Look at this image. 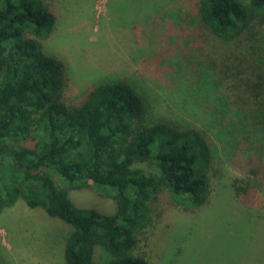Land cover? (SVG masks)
Wrapping results in <instances>:
<instances>
[{
    "label": "trees",
    "instance_id": "1",
    "mask_svg": "<svg viewBox=\"0 0 264 264\" xmlns=\"http://www.w3.org/2000/svg\"><path fill=\"white\" fill-rule=\"evenodd\" d=\"M159 1L144 0L128 21L139 64L198 125L155 118L150 89L128 76L104 77L67 104L63 63L39 43L55 29L53 1L0 0V213L23 202L62 222L31 240L50 264H148L137 249L157 200L207 206L213 160L246 158L233 195L264 196V0H193L169 11ZM87 190L112 209L73 198Z\"/></svg>",
    "mask_w": 264,
    "mask_h": 264
},
{
    "label": "rangeland",
    "instance_id": "2",
    "mask_svg": "<svg viewBox=\"0 0 264 264\" xmlns=\"http://www.w3.org/2000/svg\"><path fill=\"white\" fill-rule=\"evenodd\" d=\"M52 1L57 23L51 36L39 43L43 52L63 63L62 93L67 104L78 102L91 84L104 77L128 76L150 89L155 118L198 125L164 97L163 84L161 88L150 86L148 77L153 72L139 64L138 39L128 28V21L133 12H142L144 0H135L133 6L131 0ZM159 2L168 11L176 5L184 9L193 4V0ZM157 44L161 47L166 42L159 39ZM237 158L235 165L213 160L215 170L206 169L205 188L210 192L207 206L184 211L165 197L162 202L157 200L152 222L145 228L146 237L141 238L137 249L148 264H264V218L258 217L259 212L264 213V194H257L249 203L234 197L230 181L233 176H241L247 166L246 158ZM73 195L101 209L109 210L112 205L110 198L95 191ZM245 206L252 215L246 214ZM53 220L42 208L31 209L23 202L6 208L0 213V264H50L49 257L43 258L31 240L36 230L49 228L51 223L62 224Z\"/></svg>",
    "mask_w": 264,
    "mask_h": 264
}]
</instances>
